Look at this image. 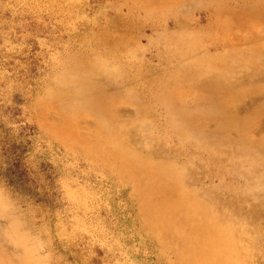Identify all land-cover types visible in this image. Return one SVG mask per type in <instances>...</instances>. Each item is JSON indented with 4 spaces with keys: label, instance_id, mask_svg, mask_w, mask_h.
I'll return each instance as SVG.
<instances>
[{
    "label": "rangeland",
    "instance_id": "obj_1",
    "mask_svg": "<svg viewBox=\"0 0 264 264\" xmlns=\"http://www.w3.org/2000/svg\"><path fill=\"white\" fill-rule=\"evenodd\" d=\"M0 125V264H264V0H0Z\"/></svg>",
    "mask_w": 264,
    "mask_h": 264
},
{
    "label": "trees",
    "instance_id": "obj_2",
    "mask_svg": "<svg viewBox=\"0 0 264 264\" xmlns=\"http://www.w3.org/2000/svg\"><path fill=\"white\" fill-rule=\"evenodd\" d=\"M0 129H2L1 125ZM2 133L3 136L1 141L4 144V154L9 157L8 162H10V166L5 172L7 181L9 184L13 185L16 190H19L20 192L25 191L31 193V188L29 184H27V178H25L26 173L21 167V157L24 154L26 148L24 147L22 141L19 144H16L14 138L8 133L7 130H4ZM1 135L2 134H0V136Z\"/></svg>",
    "mask_w": 264,
    "mask_h": 264
}]
</instances>
